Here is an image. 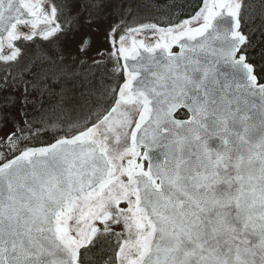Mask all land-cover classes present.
Returning <instances> with one entry per match:
<instances>
[{"label": "snow or ice", "instance_id": "1", "mask_svg": "<svg viewBox=\"0 0 264 264\" xmlns=\"http://www.w3.org/2000/svg\"><path fill=\"white\" fill-rule=\"evenodd\" d=\"M90 7L0 0V84L21 101L0 105V264H264L250 0H191L164 22L110 26L115 87L49 114L63 55L51 46Z\"/></svg>", "mask_w": 264, "mask_h": 264}, {"label": "rangeland", "instance_id": "2", "mask_svg": "<svg viewBox=\"0 0 264 264\" xmlns=\"http://www.w3.org/2000/svg\"><path fill=\"white\" fill-rule=\"evenodd\" d=\"M88 2L92 7L81 12L78 21L73 26V32L66 37H61L59 42L51 46L55 49L52 52L54 58L61 50L63 52V55L56 59L55 67L56 71L65 72L63 80L66 81V90L61 100L62 109L65 111L67 110L65 101H79L83 104L89 94L96 96L105 89L115 87V74L119 71L116 57L112 55L114 48L110 26H115L125 20V10H128V6L124 0H88ZM82 38L85 41L83 51L80 50ZM39 51L40 45H34L29 55L32 57L33 53L39 54ZM101 83L104 89L97 90ZM12 88L15 90L14 87ZM15 94L16 103L10 108L12 112L20 108L21 103L16 90ZM35 106L39 107L38 104ZM53 107L49 104L48 108ZM27 111L29 119L33 116L39 118V115L33 112L32 107H28Z\"/></svg>", "mask_w": 264, "mask_h": 264}, {"label": "trees", "instance_id": "3", "mask_svg": "<svg viewBox=\"0 0 264 264\" xmlns=\"http://www.w3.org/2000/svg\"><path fill=\"white\" fill-rule=\"evenodd\" d=\"M124 2L128 6V10H125V20H129L130 22H134L135 20H151L153 22L159 20L164 22L168 19V13H172L173 18H175V15L180 14L181 11L187 13L191 6V0H124ZM250 3L253 5V8L249 13V17H246L247 25H242V27H245V31L250 34L253 41L252 47L248 50L250 57L255 61L258 67H264V58H262L261 55V53L264 52V31L261 29L262 24H264V14L256 7L259 0H250ZM130 12L134 13V16L131 18H129ZM257 17L259 18L257 19ZM56 70L55 67L54 71L56 72V76L54 78L59 82L56 95L60 99L52 103H46V111L48 110L47 112L49 114H51L52 111V108H48L49 104L55 106L57 109L63 108L61 100L66 90V81L63 80L65 72ZM48 83H51V79H49ZM91 84H93V82ZM102 85L103 83H101L97 90H103L104 88ZM4 89H6V91ZM6 97L9 101H15L16 103L15 90L11 87L10 82L7 85L0 84V105L5 103ZM45 99L46 101L51 100V95L46 93ZM11 107L13 106L10 105V108ZM39 118L37 117L36 121L39 120ZM47 139H49V137H41L42 141H46Z\"/></svg>", "mask_w": 264, "mask_h": 264}, {"label": "water", "instance_id": "4", "mask_svg": "<svg viewBox=\"0 0 264 264\" xmlns=\"http://www.w3.org/2000/svg\"><path fill=\"white\" fill-rule=\"evenodd\" d=\"M121 63H123V61H121Z\"/></svg>", "mask_w": 264, "mask_h": 264}]
</instances>
